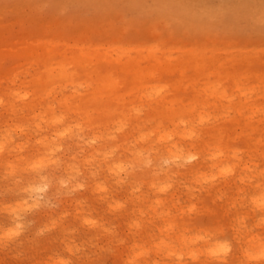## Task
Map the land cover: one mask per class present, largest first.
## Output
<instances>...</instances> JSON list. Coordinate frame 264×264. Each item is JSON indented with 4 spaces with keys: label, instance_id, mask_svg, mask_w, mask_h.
<instances>
[{
    "label": "rangeland",
    "instance_id": "obj_1",
    "mask_svg": "<svg viewBox=\"0 0 264 264\" xmlns=\"http://www.w3.org/2000/svg\"><path fill=\"white\" fill-rule=\"evenodd\" d=\"M25 1L0 0V6ZM33 1L48 6L26 9L29 17H42L50 27L44 30L74 36L90 52H140L145 67L154 64L151 46L175 64L187 55L181 45L194 43L204 47L207 63L195 77L193 67L185 70L190 79L174 107L190 103V115L169 117L161 109L170 105L178 72L148 79L127 101H110V110L98 103L66 109L59 100L75 88L58 81L48 83L54 88L33 107L22 100L23 88L31 97L30 81L43 64L8 53L22 30L1 16L0 66L18 73L13 82L0 79V264H264V153L248 151L238 128L228 146L221 143L223 156L213 159L215 148L200 142L210 138L197 115L208 114L206 123L234 119V104L264 95V85L245 71L246 84L227 78L216 92L206 85L217 80L216 71H234L237 56L258 55L253 68L264 71V0ZM61 4L69 11L61 12ZM192 89L195 103L188 99ZM200 143L205 152L187 158ZM178 153L185 161L173 156ZM202 159V167H188ZM213 160L234 169L222 172ZM225 240L230 252L217 259L211 249Z\"/></svg>",
    "mask_w": 264,
    "mask_h": 264
},
{
    "label": "bare ground",
    "instance_id": "obj_2",
    "mask_svg": "<svg viewBox=\"0 0 264 264\" xmlns=\"http://www.w3.org/2000/svg\"><path fill=\"white\" fill-rule=\"evenodd\" d=\"M44 2L33 1L31 3L26 0L23 4H13V5H3L0 6V21H4L1 16H11L9 21L6 23L12 22L15 23L22 33L20 35V44L19 46L13 47L12 43H15L16 40H11L8 44V53L14 54L17 56H23L34 61H40L43 64V70L35 74L34 78L30 81L31 85L35 88L31 89L32 96H29L28 90L24 89L22 95V100H25V105H32L36 107L41 103L43 94L52 91L54 88H48L47 85L49 82L54 83L65 82L74 86L72 93L63 96L59 102L67 109L77 106L80 108L81 104L91 105L94 103L101 104V108L105 110H110L111 102L114 99L117 104L124 102V96L135 92L142 84H144L148 79L153 78L160 73H170L174 74L178 72V75L173 79L171 87L169 89L171 97L168 102L170 105L161 104L164 103L165 97L160 100L161 109L165 112V115L169 117H174L175 115L185 114L190 115L195 111V108H192L190 103H187L186 106H176L174 104L180 101L178 93L184 90V81L189 80L190 77L185 76V70L187 67L194 68V77L200 73V71L206 66L207 61L205 60L206 53L203 50L204 47L195 45L194 43L188 45H181L185 52L187 53L186 57L176 58L177 63L172 64L170 58H160L155 54H152V46L149 48L148 55L152 56L154 59V64L150 66L141 67L138 64L137 57H140V52L136 57L130 56L127 54L126 50L120 51L115 57H110L108 54L90 52L89 49H85V44L81 41H76L74 36H68L62 34L53 33L52 27L51 30L47 25L49 22L42 17H29L30 13L26 12V9L31 10H42L41 5ZM37 27L35 35H33V28ZM29 29V30H27ZM27 30V31H24ZM72 40V43H70ZM76 45V47H75ZM154 46L155 43L153 44ZM1 46V44H0ZM153 46V47H154ZM165 45H163L164 47ZM157 47V46H156ZM201 48V50L199 49ZM1 57V55H0ZM243 57V58H241ZM241 57L237 56L232 59L234 71L221 72L216 71L218 78L214 82H207V87L216 92L219 85H221V80L229 78L233 84H246V82H241L240 76L241 72L247 74V77L255 76L259 79V82L264 85V71H257L253 68L254 63H259L258 55H242ZM211 60L214 62V57L210 56ZM115 60L120 63L121 67L114 68L111 62ZM100 64H105L104 67H101ZM242 65L248 66L247 69L241 71ZM78 68H82L79 70ZM214 69V67H212ZM17 71L4 69L0 66V79L7 78L10 81H15L17 77ZM81 75H84V80H82ZM193 79V78H192ZM84 84V85H83ZM24 85V84H23ZM64 87V86H63ZM84 88L85 91L83 94L80 91V88ZM86 87V89H85ZM152 93H158L156 86H151ZM166 90V88H163ZM47 91V92H46ZM196 89L191 90V96L188 98L189 102H196L197 99L194 97ZM252 93L255 92V89L251 90ZM264 92V90L262 91ZM255 96V94H254ZM251 96L250 100L241 101L239 104H234V110L237 112V117L234 119L224 118L214 119L215 122H208V114H203L202 112L197 113L199 117L198 124L201 125L200 129L202 134H206L209 138H213L214 141L208 142L209 140H201L200 142H206L211 144L216 153H213V159H219V156H223L224 150L222 149L221 143L226 146L229 139L231 138V132L236 131L238 128L240 132L238 134L240 137H244L247 142V150L250 152H259L260 154L264 153V95L259 97ZM167 97V96H166ZM104 98H106L104 100ZM32 101H40L33 103ZM111 101V102H110ZM122 101V102H121ZM127 101V100H125ZM1 102V99H0ZM50 106V105H49ZM8 107H14V101H8ZM8 109V108H7ZM93 107L88 106L86 111L91 113ZM120 114V113H119ZM203 114V115H201ZM123 112L120 114L121 117L125 116ZM257 118H256V117ZM190 122V121H188ZM228 122H231L228 124ZM231 126V127H230ZM195 130H190V135H197ZM227 137V138H224ZM4 148L5 144L3 143ZM203 144H199L196 151L187 155V158L194 159L199 157V154H203L206 150L205 147H201ZM261 149V151H259ZM179 154V153H178ZM173 154L174 157H179L180 160L185 161L181 154ZM203 159L198 163H189L188 167L193 168L195 165H203ZM227 162H231L228 158L225 159ZM219 160H213L212 166L219 167L222 172H231L234 169L232 163L227 165L221 164Z\"/></svg>",
    "mask_w": 264,
    "mask_h": 264
},
{
    "label": "snow or ice",
    "instance_id": "obj_3",
    "mask_svg": "<svg viewBox=\"0 0 264 264\" xmlns=\"http://www.w3.org/2000/svg\"><path fill=\"white\" fill-rule=\"evenodd\" d=\"M47 3H44L43 5H41L42 10L44 8H47ZM60 11L61 12H68L69 8L67 4H61L60 6ZM4 150V145L0 144V151ZM5 195L7 194V192L4 193ZM262 204H264V201H262ZM230 252V246L229 243L225 240L224 242H220L218 243L213 249H211V255H213L214 257H216L217 259H222L224 256L228 255ZM65 264H75V262L73 261H66Z\"/></svg>",
    "mask_w": 264,
    "mask_h": 264
}]
</instances>
